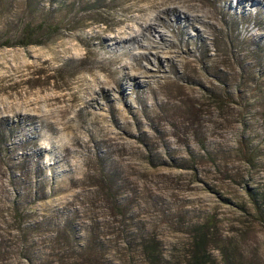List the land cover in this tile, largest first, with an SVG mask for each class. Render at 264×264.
Returning <instances> with one entry per match:
<instances>
[{"label":"rangeland","instance_id":"1","mask_svg":"<svg viewBox=\"0 0 264 264\" xmlns=\"http://www.w3.org/2000/svg\"><path fill=\"white\" fill-rule=\"evenodd\" d=\"M239 1L33 0L61 28L0 47V264H144L140 234L177 262L206 216L264 264V2Z\"/></svg>","mask_w":264,"mask_h":264},{"label":"trees","instance_id":"2","mask_svg":"<svg viewBox=\"0 0 264 264\" xmlns=\"http://www.w3.org/2000/svg\"><path fill=\"white\" fill-rule=\"evenodd\" d=\"M25 5L24 12L26 15L22 20L16 22V31L13 34L10 35V32L4 34V36H9L0 44V47L39 46L50 42L58 36L61 27L59 23H53L51 19L52 12L48 11L46 13L50 16L49 18L41 17V19L36 20L37 22H33L37 18L38 8L33 0H25ZM98 23L103 22L99 21ZM75 29L71 27L68 30L72 31ZM243 155H247L246 152ZM246 159V161H249L248 155ZM246 194L249 197L248 205H250L253 214L257 215L254 217L264 223V187L255 190L246 188ZM241 209L245 210L244 207H241ZM181 226V233L187 235L189 240L182 260L177 262L166 258L160 241L154 235L140 234V236L136 237L137 249L144 264H254V262L249 260L248 263L243 261L239 242L232 239L224 241L217 221L212 216H206L201 221L184 223ZM69 249L73 250L72 246H69ZM79 250L75 255L82 257L84 264H89L90 260L83 256L97 254L91 248H80ZM83 250L86 253L81 254ZM216 251L219 253L220 259L214 255ZM62 252L64 253L65 250L63 249ZM54 256L55 261H62L57 252ZM25 259H27L28 264H31V259Z\"/></svg>","mask_w":264,"mask_h":264},{"label":"bare ground","instance_id":"3","mask_svg":"<svg viewBox=\"0 0 264 264\" xmlns=\"http://www.w3.org/2000/svg\"><path fill=\"white\" fill-rule=\"evenodd\" d=\"M239 2H240V3H241V2L244 3L243 0H240ZM263 2H264V0H263ZM241 4H242V3H241ZM175 11H176V10H175L174 8L170 9V12H172V13H175ZM177 17H178V16H177ZM152 18H153V17H152ZM149 19H150V18H148L147 20H149ZM153 20H154V19H153ZM150 21H151V20H150ZM175 21H176V20H175ZM147 23H148V22H147ZM147 23H146L147 29H150V28H151V25H149V24H147ZM143 24H144V23H143ZM144 26H145V25H144ZM142 29H143V28H142ZM136 33H137V32H136ZM132 34H133V33H132ZM130 36H135V35H130Z\"/></svg>","mask_w":264,"mask_h":264}]
</instances>
